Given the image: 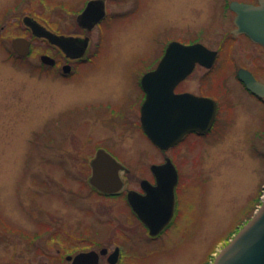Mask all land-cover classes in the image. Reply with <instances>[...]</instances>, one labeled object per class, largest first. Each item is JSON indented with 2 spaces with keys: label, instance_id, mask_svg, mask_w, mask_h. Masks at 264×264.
Masks as SVG:
<instances>
[{
  "label": "rangeland",
  "instance_id": "1",
  "mask_svg": "<svg viewBox=\"0 0 264 264\" xmlns=\"http://www.w3.org/2000/svg\"><path fill=\"white\" fill-rule=\"evenodd\" d=\"M219 1L108 4L105 21L87 34L90 61L79 67L82 75L65 79L42 70L41 53L59 54L33 38L22 18L33 17L55 33H70L81 1L27 0L16 16L4 19V6L12 0H0V264H45L44 254H56L61 238L66 244L62 257L118 246L120 264H138L134 259L211 264L250 220L264 197V107L258 103L257 110L250 97L243 103L249 110H238L236 123L217 128L221 134L189 136L166 153L177 169L178 184L173 219L160 235L149 236L124 194L106 196L88 184L98 147L111 148L128 169L124 189L139 191V180L151 179L150 165L164 157L138 121L101 117L106 114L102 107L89 113L82 108L98 101L116 106L120 100L122 114L136 113L142 96L139 79L157 67L170 41L191 45L206 39L207 32L221 34V28L210 27L220 18ZM232 18L228 11L227 28ZM18 37L32 42L23 59L11 48ZM256 75L264 80L262 72ZM196 86L194 78L183 84L186 89ZM256 111L258 121L249 123ZM226 117L224 111L223 123ZM250 124L259 128L253 148Z\"/></svg>",
  "mask_w": 264,
  "mask_h": 264
},
{
  "label": "water",
  "instance_id": "2",
  "mask_svg": "<svg viewBox=\"0 0 264 264\" xmlns=\"http://www.w3.org/2000/svg\"><path fill=\"white\" fill-rule=\"evenodd\" d=\"M230 9L235 13V33L245 34L253 42L264 46V0H258L257 5L233 1ZM105 15L103 2L92 0L76 17V23L83 29L92 30ZM24 24L34 37L47 40L71 59H80L86 53L87 37L81 39L56 35L30 17L24 18ZM11 47L18 56L27 57L31 42L18 37L12 40ZM215 57V52L200 43L183 45L172 41L167 45L157 67L142 76L140 82L146 97L140 109L141 128L157 148L167 150L190 132H206L210 129L216 114L215 102L190 93L176 94L174 90L192 73L196 64L210 68ZM40 61L45 65L54 63L48 55H42ZM69 70V66L63 67L64 73ZM239 78L251 93L264 99V83L242 70ZM90 167L89 184L95 190L113 194L121 189L122 183L117 173L121 166L107 152L98 150ZM151 171L156 183L152 185L143 180L141 188L145 194L129 191L127 202L147 228L149 236L155 237L169 225L174 215L177 170L167 158L162 165H152ZM106 252L107 249L99 253L81 252L66 259L71 264H98L100 255ZM118 256L119 249L115 248L107 257V262L116 264ZM211 264H264V199L250 220L220 250Z\"/></svg>",
  "mask_w": 264,
  "mask_h": 264
},
{
  "label": "flooded vegetation",
  "instance_id": "3",
  "mask_svg": "<svg viewBox=\"0 0 264 264\" xmlns=\"http://www.w3.org/2000/svg\"><path fill=\"white\" fill-rule=\"evenodd\" d=\"M26 1L27 0H12L10 5L4 6V8H5V10L3 12L4 19H7V18L12 17V16L13 17L16 16L18 11L23 6V4L26 3ZM80 1H81L82 7H80V9H79L80 11L77 9L78 14H76L75 19H74L75 25H73V30H71L70 33H66V34L55 33V32L50 31L45 26H43L42 24L39 23L40 25L45 27L48 31H50L56 35L67 36V37H77V38H81V39L86 38V37L88 38V47H87L86 53L80 59H71V58L67 57L65 55V53H63V51H61L58 47L50 44L45 39L38 38L40 40L46 41L47 44L49 45V47L53 50L55 49L59 54V56H58V55H54V54L50 55L49 53L46 54V52L41 53L39 55L40 58L42 55H48L54 60L53 65L42 64V66H43L42 70L55 71L56 75H59L60 77L62 76L65 79L72 78V77H75V76L81 74L82 70H79V67L81 66V64H83L85 61L86 62L90 61L89 50H88L89 43H90V37L87 34L91 33L94 29H96L98 26H100L103 21H105V19L108 16L107 5L111 4V3H116L120 0H100L104 4L106 15H105L104 19L101 20L92 30L83 29L76 23V17L84 10L86 4L92 0H80ZM227 1L228 0H220L219 1L218 8H219V12H220L219 13L220 18L217 20L216 24H213L212 26H210V27H216L217 29L221 28V34H219L217 32V30L214 31L213 34H210V32H207L206 39L202 38L203 42H202L201 38H199L198 40L193 42V44L200 43L203 46H205L208 50L216 53V57H215L213 65L210 68H206V67H203L199 64H196L192 73L188 77H186L183 81H181L175 87V90H174V92L176 94L190 93V94H193V95L198 96V97H205V98L211 99L215 102L216 114H215V117H214V120H213V123H212L210 129L207 130L206 132H190V133L186 134L181 139V141H179L176 145H174L173 147H171L167 150H161V149L157 148L158 150H160L163 153L164 158L161 162L150 165L149 170H150V173L152 175L151 179L146 178V179L139 180V182H138L139 191L137 189H128V188L124 189V175L126 173H128V169L125 168V166H123L119 162L120 160L115 158L114 155H116V154H114L112 152L111 148L104 150V149L98 147L96 149L95 153L98 150L102 149L105 152H107L110 156H112L121 166V168L117 172L119 175V178L121 179V183H122L121 189L116 193L108 194V195L119 196L121 194H124L126 200H127V193L129 191H134V192H137L141 195H144L145 192L141 188V182L143 180H147L152 185H154L156 183L155 177L151 171V166L163 164L166 161V159L168 158L167 156H165L166 153L175 149L186 138H188L189 136H196L198 138L199 137L203 138V137H208L213 133L218 134V135L221 134V131L220 130L218 131L217 128L222 129V130L226 129L227 128L226 124H229L232 120L236 123L237 122L236 120L238 117V114H237L238 110H241L242 108L243 109L246 108L243 106V103H244V100H247V98H249V97L254 100V102H255L254 104H256L255 107L257 110H258V103H260L264 107V99L254 95L253 93H251L247 89L246 85L239 78V72L242 70V71L249 72L257 81L264 83V80H259V78L256 75V72H262V74H264V46L253 42L245 34H236L235 33V25H234L235 14L230 10V3L232 1H230V2H227ZM237 2L245 3V4H252V5L258 4V0H246V1H237ZM58 5L67 6L69 4H58ZM72 8L75 9L74 7H72ZM228 11H230L233 15V18L231 20V24H232L231 28H227V23H226L228 21V19H226V14L228 13ZM25 17H30V16H24L22 18V23L30 31L31 35L33 36L31 30L24 24V18ZM30 18L33 19V17H30ZM225 26H226V28H225ZM216 34H218V35L216 36ZM23 38H25V37H23ZM33 38H36V37L33 36ZM212 40L215 41L216 44L208 43V41L212 42ZM29 41L31 42V40H29ZM31 47H32V42H31ZM95 55L97 56L98 53H96ZM95 57L93 60H95ZM93 60H91V62ZM96 62H97V60H96ZM64 66L70 67V70L68 73H64V71H63ZM90 70H91V68L87 69V71H90ZM192 78L195 79V82L197 85L196 88H192V89L184 88L183 84H185L189 79H192ZM140 81H141V77L139 79L138 85L141 88L142 96H141V101H140V103L136 109V111H137L136 113H125V115L122 114V111L120 110V108L118 106L120 104V100L116 105L117 107L116 106H110L111 104L107 103V102H105V103L101 102V101L93 102V103L91 102V103H89V105L87 107L82 108V111L85 113L87 111V113H89L91 111L98 109V107H102L106 110L104 112L106 114H104L105 116L101 115V117H108V116H112V117L114 116L115 117L116 116V119H118L120 122H126V119L130 118L133 123H135V121L139 122V124H140L139 126H140V129L142 131L140 109H141V106L145 100L146 94H145L144 90L142 89ZM240 96L245 97V98L242 99V98H240ZM114 107H116L117 110L114 109ZM246 110L248 111L249 108L247 107ZM82 111H80V112L82 113ZM115 111H117V112L114 113ZM224 111L227 112L228 117H226L227 120L223 123L221 121V117H222V114H224ZM256 114H257V111L254 114L255 118H253V121H250L249 123H254V122L256 123L258 121V118H256ZM95 116H97V115L95 114ZM97 117H100V116H97ZM250 117H251V114H250ZM251 128H252L251 129V135L250 136L248 135V139H250V142L252 145V143H254V141L259 138V128L254 126V125H251ZM247 134H248V132H247ZM252 148H253V145H252ZM95 153H94V156H95ZM94 156H93V158H94ZM89 175H90V168H89ZM176 188H177V186L175 187V192H176ZM131 213L135 215V213H133L132 211H131ZM135 217L137 218L136 215H135ZM59 246L61 247V249H64V247L66 246L63 238H61V240L59 242ZM115 248L119 249L118 262L116 264H120L121 257H122L121 247L115 246L112 251H109V249H107L105 247H101L99 250H89V251H95V252L99 253L102 249H107L106 254L100 255L98 264H101L102 260L104 261V264H109L107 262V257L115 250ZM61 249L60 248L57 249L56 254H54L53 256L50 254H44L43 258L45 260V264H71V261H68L66 259L67 256L74 257L76 254L81 253V252H78L74 255L66 254V255H64V257H62V256H60ZM85 252H88V251H85ZM132 262L138 263V264H144L145 261H142V259H140V260L134 259V260H132Z\"/></svg>",
  "mask_w": 264,
  "mask_h": 264
},
{
  "label": "trees",
  "instance_id": "4",
  "mask_svg": "<svg viewBox=\"0 0 264 264\" xmlns=\"http://www.w3.org/2000/svg\"><path fill=\"white\" fill-rule=\"evenodd\" d=\"M18 58H19V59H23V58H20V57H18ZM84 169H85V172L88 173V168L85 167ZM93 191H94V190H93ZM94 192H95V191H94Z\"/></svg>",
  "mask_w": 264,
  "mask_h": 264
}]
</instances>
